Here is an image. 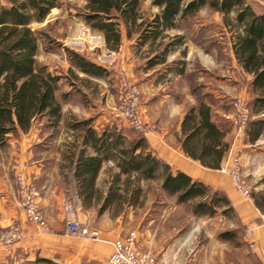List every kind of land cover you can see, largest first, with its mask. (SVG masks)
<instances>
[{"label":"crops","instance_id":"1","mask_svg":"<svg viewBox=\"0 0 264 264\" xmlns=\"http://www.w3.org/2000/svg\"><path fill=\"white\" fill-rule=\"evenodd\" d=\"M259 2L264 5V0ZM206 8L209 7L204 6L186 19L175 20L174 27H163L160 36L150 38L140 51L134 48L135 35L127 38L123 26L118 50L106 47L104 37L97 32L95 46L101 53L90 60L111 74L123 69L132 80L139 69L143 131L136 133L125 123L116 124L112 119L103 118L98 106L85 107L81 98L71 100L75 90L72 84L64 85L62 77L56 93L62 117L52 120L43 115L32 120L26 131L17 129L7 135L5 145L0 147V228L19 221L25 234L11 250L0 246V264L32 263L37 258L50 259L54 264L62 261L105 264L111 253L109 241L132 231L136 234L138 249L154 254L167 264H264V210H259L254 200L244 198L232 185L229 175L221 171L231 153L240 148L250 149L252 153V147L261 137L249 142V129L243 133L231 126L234 113L226 99L234 91L239 97L249 99L252 76L238 64L230 32L224 34L227 42L222 46L216 31L206 35L209 27H218L217 19L208 23L199 20L198 15ZM159 11L160 7L152 4V0H140L139 12L143 18L151 20ZM213 12L218 16L219 12ZM150 43L151 52H148ZM167 43L171 44L163 55L165 59L159 62L160 52ZM39 54L40 50L38 63L62 75L52 71L49 62ZM222 56L225 71L221 68ZM149 57L153 64L147 68L145 62ZM75 73L79 77L88 76L79 71ZM63 93H67L65 98L61 96ZM201 103L209 106L211 121L218 128L227 129L223 140L230 147L219 168L205 167L182 148V139L191 131L186 126V130L182 129L185 113ZM67 111L78 118H66ZM95 113L97 116L93 117ZM256 119L264 120V113L250 116V120ZM84 120L86 123H81ZM114 130L128 141L143 136L144 152L167 163L173 173L181 171L223 193L231 209L226 212L218 209L208 216L193 215L190 210L187 217L197 225L185 232L183 217L178 218L175 213L186 204L177 203L174 196L168 195L161 188L160 178L145 179L138 172L121 173L111 159L102 161L96 170L79 167L76 177L77 160L102 157L103 151L96 148L94 139ZM251 155L252 173L262 175L259 185L253 186L252 193H255L264 190V162L260 164L254 159V153ZM20 172L36 189L48 230H41L26 220L18 200ZM147 185H153L159 197H148ZM66 200L71 201L73 216L96 230L103 241L65 233ZM208 222L212 226L203 227ZM248 222L255 223L251 240L257 247L253 251L243 237L242 229ZM231 230L235 238L219 237L223 231Z\"/></svg>","mask_w":264,"mask_h":264},{"label":"trees","instance_id":"2","mask_svg":"<svg viewBox=\"0 0 264 264\" xmlns=\"http://www.w3.org/2000/svg\"><path fill=\"white\" fill-rule=\"evenodd\" d=\"M152 4L160 7V11L149 20L140 16V0H85L84 24L102 34L106 47L111 50L120 47L123 26L127 38L135 35L134 48L138 51L150 38L154 40L160 36L163 27H174L175 20L186 19L208 6L221 13L222 22L231 33L236 60L252 76L251 113H264V5L260 4L261 9L257 11L253 0H152ZM59 6L60 0H0V147L5 145L9 133L17 129L26 131L38 117L45 115L52 120L62 117L56 93L63 76L38 63L40 41L46 34L32 26L42 23L50 11ZM170 44L162 48L159 62L165 59L163 55ZM147 50L151 52V43ZM68 53V72L73 76L77 77L76 71L98 78L108 74L105 67L80 53L71 50ZM145 64L147 68L152 67V57ZM66 95L61 96L65 98ZM209 112V106L201 103L185 113L182 129L186 130V126L191 131L181 144L188 156L205 167L219 168L230 144L223 140L227 129L218 128ZM246 128L249 129V142L256 141L264 132V120L249 119ZM94 142L103 156L79 158L76 177L79 167L96 170L102 161L111 159L121 173L138 172L145 179L160 178L161 188L174 196L177 203L190 205L193 215L208 216L218 209L221 212L231 209L223 193L181 171L173 173L167 163L144 152L143 136L128 141L114 130L101 133ZM262 181L264 183V178ZM251 198L259 210H264V190L251 192ZM235 236L232 230L219 234L222 239ZM30 264L54 263L50 259L37 258Z\"/></svg>","mask_w":264,"mask_h":264},{"label":"rangeland","instance_id":"3","mask_svg":"<svg viewBox=\"0 0 264 264\" xmlns=\"http://www.w3.org/2000/svg\"><path fill=\"white\" fill-rule=\"evenodd\" d=\"M253 1H254L255 10L260 11L261 8L259 6L260 5L259 1L261 0H253ZM84 5H85V0H60V6L53 8L42 23H35L32 25L33 28L41 29L46 34L40 41L39 55L43 56V58H45V61L49 62V64L52 67V71L62 73L64 85L65 83L73 85L72 88L75 90V92L71 94L72 95L70 97L71 100H75L76 98H81L83 100V104L85 107L95 108V106H98L100 108L99 113L101 112L103 113V114L101 113L104 116L103 118H109L112 119L116 124L117 123L122 124V122L115 119L112 114L113 109L117 106L119 99V88L113 73L111 74L108 72L107 75L101 78H97V77L91 78V76L79 77L76 73L75 74L77 75V77H75L68 72L67 66H69V53H68L69 50L76 51L88 59L97 58V56L101 53L100 48L96 47L95 45H91L89 42H87L88 34L95 37H97L98 34L97 32L92 31L89 27H87L84 24V20H83ZM201 12L202 13L198 15L200 19L199 18L198 19L202 21V23H208L210 21L213 22L217 19L218 27L217 28L209 27L205 31V33L207 35L210 31L212 32L216 31L217 36H219L220 38L219 41L222 46L223 42H227L226 36L224 34L225 33L228 34L229 29L227 26L223 25L222 22H221L222 24L220 23V20H222L221 13L219 12L218 16H216L213 10L209 8L203 9ZM86 28L88 29V31H85V36H87L84 37L85 45L82 48H76L75 46H72L69 42V39L73 37H79ZM138 51H140V48ZM222 59L223 60H222L221 68L222 70H224L225 68V65H223V63L225 62L224 56H222ZM136 62H138V60ZM135 75L136 78H134L135 80L133 79V81L137 84L138 87L140 81L139 76H141V74H139V69H137ZM80 88L84 90V93H81ZM251 96L252 95L250 92L249 99H246V97L243 96L239 97L237 93L234 91V94L232 96L228 95L226 99L228 101V104L232 107V111H233L232 102L234 101V98L239 97L243 99L249 106V112L251 113ZM66 113H67L65 116L66 118H70V119L78 118V115L72 113L71 111H67ZM252 115L253 113L250 114V116ZM96 116L97 113L93 115V117ZM132 131L139 133L138 131H134V130ZM256 142L257 143H255V146L252 147L253 148L252 153H254V156L256 157L254 159H256V161H258L261 164L262 162H264V132ZM249 152L250 149L247 148H240V150L238 149V154L240 155L239 157H241V161H242L241 171L243 172L244 178L246 179L248 186H250L252 192L253 186L259 185L258 183L260 182V178L262 175L257 173L255 170H254L255 173L254 172L252 173L251 161L253 157H250L252 153ZM242 153H244L243 156ZM147 191H150L148 197L153 198L155 195L159 197L157 194H155L153 185H147ZM190 210H191L190 205H184L179 211L177 210V212L175 213L178 218L179 216L183 217L184 220L183 230H185V232L194 229V227L197 225L196 223H192L191 220H189L187 217V214L190 212ZM12 223L18 224L23 229L25 234V229L23 228V226L20 224L19 221L11 222L8 225ZM211 226L212 225L208 222L203 227L209 228ZM25 264H30V263H25ZM56 264H67V263L62 261L61 263H56Z\"/></svg>","mask_w":264,"mask_h":264},{"label":"built area","instance_id":"4","mask_svg":"<svg viewBox=\"0 0 264 264\" xmlns=\"http://www.w3.org/2000/svg\"><path fill=\"white\" fill-rule=\"evenodd\" d=\"M85 31H88V29L86 28L79 37L70 38V44L76 48H82L85 45L84 37L88 36L87 42L91 45H95L97 37L89 34L85 36ZM114 76L119 88V99L117 106L113 109V117L125 123L134 131H143L145 126L143 123L142 103L137 84L123 69H117L114 72ZM232 106L234 114L231 118V125L237 128L238 131L244 133L250 119L248 105L243 99L235 97ZM221 171L229 175L232 185L244 198L249 200L252 199L251 188L248 186L243 172L241 171V157H239L237 151L229 155V160ZM17 187L19 204L24 211L26 220L34 223L41 230H48L49 226L44 219L37 201L36 189L28 182L25 175L21 172L17 175ZM64 208L67 213L64 227L66 234L85 236L94 240H104L100 238L96 230L83 225L73 216L70 200L65 201ZM254 228V222L246 223L243 228V237L251 251L255 250L257 247V244L251 240ZM23 234V229L15 223L0 229V246L5 250H11ZM109 243L111 245V253L105 264H167L154 254L138 249L136 246V234L133 231L129 232L124 237L110 240Z\"/></svg>","mask_w":264,"mask_h":264}]
</instances>
